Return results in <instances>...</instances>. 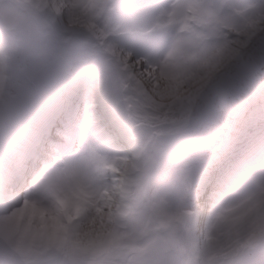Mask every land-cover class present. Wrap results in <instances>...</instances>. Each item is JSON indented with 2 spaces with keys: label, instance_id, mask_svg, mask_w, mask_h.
Instances as JSON below:
<instances>
[{
  "label": "snow or ice",
  "instance_id": "6c2138e0",
  "mask_svg": "<svg viewBox=\"0 0 264 264\" xmlns=\"http://www.w3.org/2000/svg\"><path fill=\"white\" fill-rule=\"evenodd\" d=\"M0 264H264V0H0Z\"/></svg>",
  "mask_w": 264,
  "mask_h": 264
}]
</instances>
